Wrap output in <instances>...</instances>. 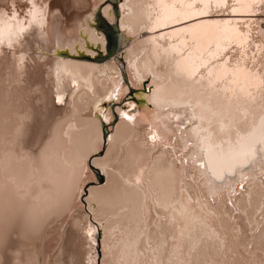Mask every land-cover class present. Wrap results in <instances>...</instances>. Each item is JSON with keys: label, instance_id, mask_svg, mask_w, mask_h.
Here are the masks:
<instances>
[{"label": "bare ground", "instance_id": "1", "mask_svg": "<svg viewBox=\"0 0 264 264\" xmlns=\"http://www.w3.org/2000/svg\"><path fill=\"white\" fill-rule=\"evenodd\" d=\"M103 2L77 0L46 28L32 10L28 56L0 44V264H97L99 227L100 264H264V24L242 16L264 0H122L126 73L149 92L136 120L116 108L97 157L96 115L128 92L121 69L54 54L82 50L84 35L104 47L86 24ZM225 11L239 16L209 18ZM103 14L114 21L110 6ZM92 166L107 181L83 203Z\"/></svg>", "mask_w": 264, "mask_h": 264}, {"label": "water", "instance_id": "2", "mask_svg": "<svg viewBox=\"0 0 264 264\" xmlns=\"http://www.w3.org/2000/svg\"><path fill=\"white\" fill-rule=\"evenodd\" d=\"M122 4V0H105V2L101 3L99 7L92 13V15L86 19V24L89 30H93L97 37H102L104 42V47H102L101 42H98L96 45L89 43L84 35L83 40H85V47L80 50L78 46L75 48L73 53L69 52V49H62L57 50L54 54L56 57L68 60H76V61H85L94 64H105L106 62L113 61L116 63L121 69V77H122V88H127L131 95L124 94L120 101L115 100V95L117 91L113 93L111 100L104 101L101 107L104 109L103 114H106L108 109L111 110V119L109 122H106L104 119L103 114H98L96 117L99 119L102 125L103 131V147L99 153H97V157H103L108 144L109 137L114 133L117 124L120 121V117L116 108H123L124 111H129V117L132 119L139 116L138 114L142 111L145 105V99L139 96V93L147 94L149 90L147 89L148 82L146 81L142 88H134L128 79V75L126 73V56L125 51L123 50L122 41L124 38V33L120 29L119 22H120V5ZM111 7V12L114 15V21L110 22L108 18L103 14V9L106 6ZM36 41L33 39L31 43V48L35 49ZM38 49V48H36ZM40 51V50H38ZM89 53H88V52ZM48 54L44 50H41L40 53ZM53 55V54H50ZM66 101V100H65ZM128 105H134L133 108L127 107ZM65 102L60 104V107H64ZM137 114V115H136ZM134 115L136 117H134ZM133 116V117H132ZM200 165V163H199ZM91 170L94 175V179L90 180L86 183L82 202L85 203V198L88 196L89 188L95 186H103L106 183V177L101 172L98 167L92 166ZM241 187V184L238 185L237 190ZM96 237V244H97V252H98V261L97 264L101 263L102 259V252L100 248V241H101V228L99 227L97 234L93 235Z\"/></svg>", "mask_w": 264, "mask_h": 264}, {"label": "rangeland", "instance_id": "3", "mask_svg": "<svg viewBox=\"0 0 264 264\" xmlns=\"http://www.w3.org/2000/svg\"><path fill=\"white\" fill-rule=\"evenodd\" d=\"M58 1L60 2V6L59 7L56 6V1L55 0H51V2H49V0H15V3H13V4H12V0H10V3L0 2V14L2 12H4V19H5V22H3L1 20V17H0V26L5 27V28L11 27V32L9 33V35H6V34H1L0 35V44L3 45L2 50L3 51L7 50L10 53L12 51L11 54H13L14 56H18V55L21 56L23 54L28 56V55L32 54L31 53L32 51H30L26 47V42H25L26 33H24V35L20 36V34L22 33L21 30L24 29V28H28L29 22L27 24L26 23V21H27L26 19L28 17V14L32 10H38V18L36 20L38 22L41 21L40 22L41 24L39 25L41 28H46L47 27L46 23L43 20H45V18H48V17L51 18L53 15H56L55 13H57V11H62V10L65 9L64 12L62 11L63 14L65 13L64 14L65 16L63 17V19H64L66 16H69V14L71 12H77V10H78V8H77L78 5L76 3L77 0L76 1L75 0H65V4L66 5L62 2L63 0H61V1L58 0ZM50 3H51L52 6H50ZM52 3H54V4H52ZM67 3L70 4V5H68ZM53 6H55L54 7L55 9L53 8ZM40 11H42V12H40ZM238 16L239 15L234 14V13H232L230 11H225V12H220V13H215V14L209 15V18L234 20V19H237ZM242 16H245L246 17L245 19L246 20H250V21H254L255 19H259V21H261L264 24V21H263L264 20V12H262V11H257V12L250 13V14H243ZM242 21L243 20H241L240 22H242ZM41 32H42V30H41ZM18 44H20L19 45L20 47L18 46ZM4 45H6V46H4ZM25 48H27V49L25 50ZM18 49H21V50H24V51L22 53L18 54V52H17ZM13 52H15V53H13ZM38 57L39 56L36 55V58H38ZM38 60L41 62V64H43V66L45 68L48 67V63H47L48 61L47 60H46L47 62L43 61L42 58H40ZM30 61H31V64H34V62L31 59H30ZM127 93L129 95H131V92H129V91ZM52 116H53L52 113L49 114V117L45 121V123L41 122L40 123L41 125L39 124L38 128L34 131L33 138L31 137V139H30L31 141L30 142H36L34 140H37L40 135H43L45 133V127L48 125V123L52 119ZM94 158H97V157L94 156L92 158V160ZM96 255L98 256L97 249H96Z\"/></svg>", "mask_w": 264, "mask_h": 264}, {"label": "snow or ice", "instance_id": "4", "mask_svg": "<svg viewBox=\"0 0 264 264\" xmlns=\"http://www.w3.org/2000/svg\"><path fill=\"white\" fill-rule=\"evenodd\" d=\"M91 233L89 232V235H90Z\"/></svg>", "mask_w": 264, "mask_h": 264}]
</instances>
